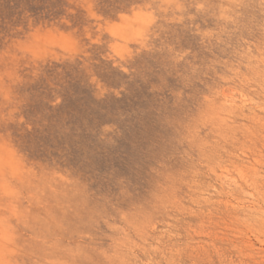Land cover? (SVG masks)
Wrapping results in <instances>:
<instances>
[{
	"label": "rangeland",
	"instance_id": "obj_1",
	"mask_svg": "<svg viewBox=\"0 0 264 264\" xmlns=\"http://www.w3.org/2000/svg\"><path fill=\"white\" fill-rule=\"evenodd\" d=\"M0 264H264V0H0Z\"/></svg>",
	"mask_w": 264,
	"mask_h": 264
}]
</instances>
